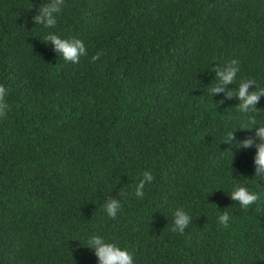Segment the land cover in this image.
<instances>
[{
	"label": "trees",
	"instance_id": "obj_1",
	"mask_svg": "<svg viewBox=\"0 0 264 264\" xmlns=\"http://www.w3.org/2000/svg\"><path fill=\"white\" fill-rule=\"evenodd\" d=\"M45 2L0 0V264H96L93 233L135 264H264V185L254 147H236L254 136L248 115L264 124V96L247 114L235 106L241 78L264 87V0H65L43 27ZM49 32L80 38L87 55L64 60ZM231 58L240 71L223 84ZM144 170L153 180L137 197ZM234 182L261 200L242 208ZM176 207L191 217L183 234Z\"/></svg>",
	"mask_w": 264,
	"mask_h": 264
},
{
	"label": "clouds",
	"instance_id": "obj_2",
	"mask_svg": "<svg viewBox=\"0 0 264 264\" xmlns=\"http://www.w3.org/2000/svg\"><path fill=\"white\" fill-rule=\"evenodd\" d=\"M64 3L65 0H47V2L41 4L38 8V12L33 17L35 23L43 27L55 25L56 17L61 11ZM45 38L47 41L51 42L53 49L66 61L76 63L80 57L87 55L84 42L78 37H62L55 32H49L46 34ZM99 55L100 53L97 52L93 54L90 59L95 61ZM239 71L240 64L238 59L231 58L225 63L223 70H218L216 72V75L219 77L220 82L229 84L236 79ZM251 85H254V87L250 90ZM222 90V87L219 85H213L211 88L212 94ZM230 95L231 93L228 92L226 96ZM235 95L238 100V103L235 105L238 111L247 114L250 110L257 108L255 105L260 97L264 96V87L259 86L253 79L241 78ZM7 96V86L0 83V117L5 116L10 111V105L6 99ZM228 118L230 119L231 116L229 115ZM247 122L250 125H256L254 128V136H247L244 139L236 141V147H254L253 176L256 178L254 187H259L260 185H264V124H257L252 115H248ZM241 129L252 130V126L242 127ZM233 140V131L225 133L223 142ZM152 180L153 176L151 171L144 170L141 174V178L135 185V195L137 197H142L145 184L151 183ZM228 195L233 201L238 202L242 208H247L254 202L261 200V193L259 191L252 190L242 182H234ZM120 208L121 202L117 197L114 198L110 196L104 201L103 209L107 217H116ZM257 210H259V208ZM171 214V230L183 234L184 229L191 221L189 213L183 207H176L172 210ZM217 220L220 225L227 227L230 222L229 214L227 212H222L217 217ZM85 246L94 252L96 264H135L133 253L130 249L102 235L95 233L88 235L86 237Z\"/></svg>",
	"mask_w": 264,
	"mask_h": 264
}]
</instances>
